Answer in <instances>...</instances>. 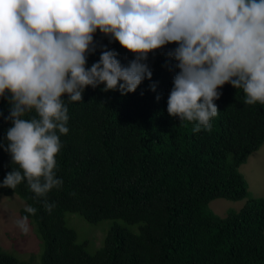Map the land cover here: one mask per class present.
I'll return each instance as SVG.
<instances>
[{
    "label": "trees",
    "instance_id": "1",
    "mask_svg": "<svg viewBox=\"0 0 264 264\" xmlns=\"http://www.w3.org/2000/svg\"><path fill=\"white\" fill-rule=\"evenodd\" d=\"M94 40L89 68L105 50L117 52L125 66L135 59L99 29ZM176 47L170 43L149 54L144 62L152 79L135 93L104 92L101 84L87 87L79 102L65 101L69 131L60 137L55 169L60 188L46 197H36L26 180L15 189L0 188L37 209L20 215H28L41 240V264H264V199L251 196L241 171L264 145V105H246L243 89L227 83L214 100L212 130L194 133L192 122L167 112L179 72L168 52ZM0 112L2 183L19 166L5 151L13 126L6 97ZM45 199L54 205L51 212ZM217 199L246 202L220 217L210 208ZM69 215L80 216L78 226L75 216L69 221L74 228L68 224ZM98 240L101 248L90 251ZM0 264L19 259L0 246Z\"/></svg>",
    "mask_w": 264,
    "mask_h": 264
},
{
    "label": "clouds",
    "instance_id": "2",
    "mask_svg": "<svg viewBox=\"0 0 264 264\" xmlns=\"http://www.w3.org/2000/svg\"><path fill=\"white\" fill-rule=\"evenodd\" d=\"M98 29L135 59L125 66L105 50L87 67ZM170 43L177 45L168 55L179 72L167 112L192 122L194 133L212 130L214 100L227 83L243 89L246 105H264V0H0V98L9 100L13 125L5 151L19 166L0 188L26 180L36 197L60 188L55 169L60 137L69 131L65 101L79 102L87 87L101 84L104 92L135 93L152 79L144 61ZM44 207L51 212L54 205L45 199ZM28 219L15 221L24 234Z\"/></svg>",
    "mask_w": 264,
    "mask_h": 264
},
{
    "label": "rangeland",
    "instance_id": "3",
    "mask_svg": "<svg viewBox=\"0 0 264 264\" xmlns=\"http://www.w3.org/2000/svg\"><path fill=\"white\" fill-rule=\"evenodd\" d=\"M241 171L249 183L251 196L264 199V145L249 158L247 164L241 167ZM245 202L217 199L210 204V208L216 215L226 217L232 211H239ZM26 206L24 200H21L17 195L6 197L0 194V246L17 256L19 264H41L40 255L42 256L43 249L41 253V240L38 238L34 226L28 220L29 231L24 234L15 223L17 219L22 218L21 210ZM73 216L77 219L78 226L80 223L78 215H69L68 224L70 225L69 221ZM78 231H84V235H88L82 227H79ZM97 236H101L99 231H97ZM102 244L103 240H98L96 244H90L89 250L95 252L101 248Z\"/></svg>",
    "mask_w": 264,
    "mask_h": 264
}]
</instances>
